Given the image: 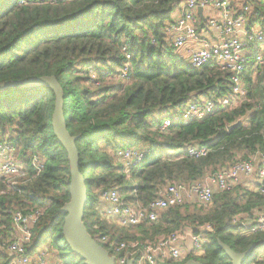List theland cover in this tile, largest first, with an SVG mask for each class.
Wrapping results in <instances>:
<instances>
[{
    "label": "trees",
    "instance_id": "obj_1",
    "mask_svg": "<svg viewBox=\"0 0 264 264\" xmlns=\"http://www.w3.org/2000/svg\"><path fill=\"white\" fill-rule=\"evenodd\" d=\"M176 2L0 0V84L52 77L59 85L61 112L68 134L75 138L86 188L82 222L97 243L98 237L108 238L102 246L109 253V242L154 245L170 234L198 233L210 226L208 244L199 257L189 251L181 261L165 264H231L219 243L235 253L252 249L243 264H264V233L250 234L232 222L236 216L264 211V192L257 189L237 185L215 193L207 207L169 208L154 224L124 227L105 216L102 195L108 191L116 190L127 203L145 207L167 184L199 182L237 161L264 154V64L256 65L254 45L243 73L244 99L232 107H218L201 120L174 122L160 130L165 118L174 119L189 101H217L232 90L228 71L215 63L192 69L173 47L167 32ZM240 2L251 11L247 29L259 26L264 31V0ZM125 63L128 70L122 78ZM55 102V93L46 86L0 91V139L12 132L29 178L35 175L28 168L32 157L43 160L34 179L0 197V241L13 236V210L37 208L42 215L32 230L28 253L50 241L57 264H85L62 235L70 167L51 125ZM239 119L242 122L228 131ZM192 145L206 147L208 155L196 159L182 153ZM125 148L149 150L153 157L125 173L117 158ZM131 229L138 232L130 233ZM0 264H8L3 252Z\"/></svg>",
    "mask_w": 264,
    "mask_h": 264
},
{
    "label": "built area",
    "instance_id": "obj_2",
    "mask_svg": "<svg viewBox=\"0 0 264 264\" xmlns=\"http://www.w3.org/2000/svg\"><path fill=\"white\" fill-rule=\"evenodd\" d=\"M42 3H56L60 0H40ZM234 1V0H233ZM230 0H177L173 11V22L169 25L167 35L177 53L182 55L188 66L198 70L215 63L222 70L230 73L231 93L217 101L192 100L184 106L180 115L174 119L165 118L160 130L165 131L174 122H185L191 119L201 120L218 107H232L245 98L247 92L243 84V73L248 62L251 45H254L257 55V66L264 64V31L255 26L247 29L250 8L238 5ZM234 3V5L232 4ZM201 9V14L198 10ZM208 10V16L203 11ZM176 16V17H175ZM211 33L214 37H211ZM125 51V48H123ZM126 59L130 55L125 52ZM128 64L121 70V77L126 76ZM12 132H6L0 139V181H5L7 189H15L16 185L8 182L10 178L18 177L20 184L34 179L43 168V160L33 156L28 168L35 172L27 177L26 164L18 157V150L12 143ZM192 158L208 155L206 147L192 145L182 150ZM149 150L125 148L117 153V158L125 168V173L133 165L144 163ZM240 177L254 178L257 191L264 192V154H256L248 160L237 161L226 169L207 175L203 180L191 184H167L157 193V197L145 207L127 203L116 190L102 195L106 205L104 209L108 220L124 227H136L154 224L160 215L173 207H180L192 202L193 198L202 206H209L217 192L229 191L235 188ZM7 192L0 189V197ZM42 215V210L34 208L28 211L15 209L11 213L13 236L8 241H0V252L8 255V264H48L44 254L38 252L29 254L32 230ZM233 224L239 228L248 229L250 234L264 233V211L255 210L251 216H236ZM210 226L201 228L198 233L178 232L162 237L154 245H141L137 242H109L111 253L104 247L115 264H165L167 261L179 262L184 257L182 245L190 243V251L196 256L202 254L208 244L206 233ZM102 246L108 242L105 236L98 237ZM103 247V246H102Z\"/></svg>",
    "mask_w": 264,
    "mask_h": 264
},
{
    "label": "water",
    "instance_id": "obj_3",
    "mask_svg": "<svg viewBox=\"0 0 264 264\" xmlns=\"http://www.w3.org/2000/svg\"><path fill=\"white\" fill-rule=\"evenodd\" d=\"M201 11V9L198 10L199 14H201ZM28 86H46L50 88L56 96L51 125L54 135L67 153L70 167V200L61 209V212L66 215L62 226L63 238L71 252L84 260L85 264H115L114 258L89 235L82 222L84 206L87 202L86 188L78 168V152L74 144L75 138L68 134L61 112L62 94L59 85L52 77H41L26 81L1 83L0 91L14 87ZM241 122L242 119L237 120L235 124L228 126L227 130L230 131ZM218 245L229 258L231 264H243L252 251V249H249L243 253H235L223 243H219ZM127 264H132V260H129ZM182 264L201 263L188 260Z\"/></svg>",
    "mask_w": 264,
    "mask_h": 264
},
{
    "label": "rangeland",
    "instance_id": "obj_4",
    "mask_svg": "<svg viewBox=\"0 0 264 264\" xmlns=\"http://www.w3.org/2000/svg\"><path fill=\"white\" fill-rule=\"evenodd\" d=\"M237 1H238V5H241L240 0H237ZM208 15H209V13L207 14V16H208ZM263 58H264V55H263ZM191 101H192V100H191ZM189 102H190V101H189ZM182 110H184V107L178 109V110L176 111V115L179 116L180 113L182 112ZM152 157H153V154H149V155H147V157H146L145 160H144V163L147 162V161H148L150 158H152ZM140 165H142V164H140ZM20 180H21V179H18V177H14V178H10L8 182L10 183V185H11V183H13V184H15V183H16V184H20V183H21ZM4 189H5L6 192L10 191V189H7L6 186H5ZM86 205H87V203H86ZM183 206H185V207H184L185 209H188L189 211H193V210H196V208H198L199 204H198V203H194V202H189V203H187V204H184ZM203 207H204V206H203ZM205 207H207V206H205ZM114 223H115V222H114ZM117 225H119V224L117 223ZM119 226H120V225H119ZM136 232H138L137 229H131V232H130V233H136ZM60 245H61L62 247H64V246H63V242H61ZM38 253H40V254H44V255H45L48 264H57L58 262H60V261L58 260L57 255L54 254V250L51 248L50 241H48V242H46L45 244L41 245V246L38 248ZM188 254H189L188 252L185 253V254H183V257H187ZM261 256H263V255H261ZM198 257H199V256H198Z\"/></svg>",
    "mask_w": 264,
    "mask_h": 264
},
{
    "label": "crops",
    "instance_id": "obj_5",
    "mask_svg": "<svg viewBox=\"0 0 264 264\" xmlns=\"http://www.w3.org/2000/svg\"><path fill=\"white\" fill-rule=\"evenodd\" d=\"M230 1H233V0H230ZM233 2L237 3L238 1L234 0ZM208 13H210V12L208 10L204 9V11H203L204 16H207ZM211 37L215 38L214 34L211 33ZM238 185H240L246 189H256V181L254 178L240 177V181H239ZM192 202L197 203V200L195 198H193ZM105 208H106V206H105ZM182 249H183V252H186V253L189 252L190 251V243L188 241H185L182 245Z\"/></svg>",
    "mask_w": 264,
    "mask_h": 264
}]
</instances>
